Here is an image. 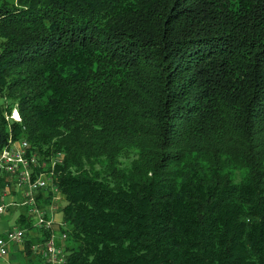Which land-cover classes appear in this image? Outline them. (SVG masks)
<instances>
[{"label":"trees","instance_id":"16d2710c","mask_svg":"<svg viewBox=\"0 0 264 264\" xmlns=\"http://www.w3.org/2000/svg\"><path fill=\"white\" fill-rule=\"evenodd\" d=\"M230 55L249 84H212ZM21 139L59 157L32 176L64 264H264V0H0V152Z\"/></svg>","mask_w":264,"mask_h":264},{"label":"built area","instance_id":"2783aa9c","mask_svg":"<svg viewBox=\"0 0 264 264\" xmlns=\"http://www.w3.org/2000/svg\"><path fill=\"white\" fill-rule=\"evenodd\" d=\"M38 156V152L31 150L30 144L25 143L23 139L20 142H12L0 152V172L5 171L11 176L9 184L0 187V216L7 213L12 206L24 208L26 214L33 216V225L38 227L39 231L43 233L44 229L49 230L46 238L42 237L41 240L30 244L31 250L49 264H64V251L56 244L54 232L61 222L45 216V210L35 195L36 190L44 191L49 187V177L43 172L32 176V171L35 170L33 165L45 168L51 161L53 167L59 157L39 160ZM48 208L51 209V204L46 205L47 210ZM26 229L28 228L25 226L15 225L0 231V258L7 257L11 244H23ZM64 236L65 232H62L60 237Z\"/></svg>","mask_w":264,"mask_h":264},{"label":"rangeland","instance_id":"374dc122","mask_svg":"<svg viewBox=\"0 0 264 264\" xmlns=\"http://www.w3.org/2000/svg\"><path fill=\"white\" fill-rule=\"evenodd\" d=\"M230 61H232V63H230ZM233 67L236 69V75L231 70ZM252 67H253V59L252 60L250 59V55L233 56V57H232V55H230L226 59H220V60L216 61V64L211 68L209 75L212 77H215L217 79L212 83L215 86H218V84H224V83L229 84V85H231V84H249L251 74L248 72H251ZM245 68H246V72L244 71ZM130 72L132 74H134V72L132 70H130ZM17 115H18V111L17 110L15 111L13 109L11 116L17 117ZM60 197H62V199L57 202L58 206H61L64 203L63 195L60 194ZM15 208L16 209H15L13 214H16V212H18L20 207L16 206ZM4 215H3L2 219L8 218V215H5V216ZM62 215H63V212L60 208H59V210H56L55 216L57 218H59V220L62 219ZM9 222H13V221L10 220ZM64 238L65 237H62V241L64 240ZM40 259L45 264H49V263L45 262L41 256H40Z\"/></svg>","mask_w":264,"mask_h":264},{"label":"crops","instance_id":"0c3cea01","mask_svg":"<svg viewBox=\"0 0 264 264\" xmlns=\"http://www.w3.org/2000/svg\"><path fill=\"white\" fill-rule=\"evenodd\" d=\"M15 207L16 206H12L10 208V210L7 213H5V215H8V218L2 219L4 214L0 216V231H3L8 227H12V226L17 225L16 217H17V215H19L18 213H19L21 208H19V210H18V212H16V214H13L15 209H16ZM10 220L13 222H9ZM55 220L61 222L62 219L59 220V218H57L55 216ZM59 231H60L59 228H55V230H54V232L56 234V242H57V239L61 238L59 235ZM30 232L32 234V237H34L36 239L35 241H39L42 239L43 233L41 231H39V228H36V230L31 229ZM24 249H25L24 244H22V243L11 244L7 257L6 258H0V264H45L40 259L39 254L33 252L32 250H31L30 254L32 255L33 258L31 261H29L27 255H30V254L25 253Z\"/></svg>","mask_w":264,"mask_h":264},{"label":"bare ground","instance_id":"6f19581e","mask_svg":"<svg viewBox=\"0 0 264 264\" xmlns=\"http://www.w3.org/2000/svg\"><path fill=\"white\" fill-rule=\"evenodd\" d=\"M15 116H16V115H15ZM23 140H24V139H23ZM24 142L28 144V142H27L26 140H24Z\"/></svg>","mask_w":264,"mask_h":264},{"label":"clouds","instance_id":"9594fccd","mask_svg":"<svg viewBox=\"0 0 264 264\" xmlns=\"http://www.w3.org/2000/svg\"><path fill=\"white\" fill-rule=\"evenodd\" d=\"M14 110L16 111V109L14 108ZM18 116H19V114H18ZM14 117V116H13ZM14 118H17V117H14Z\"/></svg>","mask_w":264,"mask_h":264}]
</instances>
